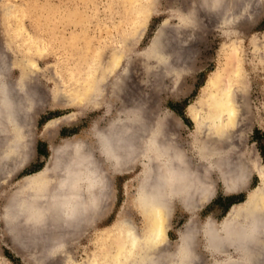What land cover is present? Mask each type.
Segmentation results:
<instances>
[{
	"label": "rangeland",
	"instance_id": "1",
	"mask_svg": "<svg viewBox=\"0 0 264 264\" xmlns=\"http://www.w3.org/2000/svg\"><path fill=\"white\" fill-rule=\"evenodd\" d=\"M21 13L25 28L47 44L44 54L36 56L39 70H44L37 84L44 87L39 92L45 94L47 105L25 123L28 131L21 135L23 140L11 133L9 124L8 130L7 124L3 127L6 133L0 125V264H100L107 252L113 260L122 241L116 226L119 220H128L140 231L149 223L137 199L141 166L115 173L103 211L92 225L86 222L77 229L62 227V216L55 213L43 214L50 218L45 226L26 214L34 203L27 202L29 188L45 185L48 177L56 182L61 176L56 160L65 157L67 162V153L70 148L75 152L77 143L84 147L82 152L99 151L96 131L107 129L124 108V100L126 109L144 106L149 127L162 121L165 133L194 153L192 148L205 134L196 122L198 114L205 112L199 106L214 81L223 85L231 81L239 97L242 121L233 148L242 155L239 164L251 162L249 178L240 191L227 192L218 160L210 157L205 166L214 197L194 215L176 201L165 240L156 241L154 247L156 252L173 250L178 255L180 234L191 220L198 228L209 218L222 225L248 206L249 196L264 213V0H0V71L9 70L13 82L24 64L25 47L21 48L14 29ZM157 53L166 54L164 62L155 59ZM117 56L119 63L114 64ZM90 64L98 66V75L88 76ZM228 70H233L230 80L221 78ZM81 77L85 79L80 81ZM15 138L21 145L18 153L11 151ZM53 148L67 153L60 158ZM47 168L52 171L46 172ZM25 179L33 181L27 184ZM233 209L238 212L233 214ZM259 240L255 247L263 253L264 235ZM198 248L202 264L225 258L210 251L202 230ZM135 254L112 263L133 264L138 260ZM229 256L235 258L236 253L230 251Z\"/></svg>",
	"mask_w": 264,
	"mask_h": 264
},
{
	"label": "bare ground",
	"instance_id": "2",
	"mask_svg": "<svg viewBox=\"0 0 264 264\" xmlns=\"http://www.w3.org/2000/svg\"><path fill=\"white\" fill-rule=\"evenodd\" d=\"M23 16V13L16 16L17 25L14 28L16 39L19 41L17 42L21 44V48L22 45L25 47L24 50L22 49L24 64H21V75L17 82H13L9 78V70L8 72L0 71V125H2V130L1 128L0 130L4 131L5 124H7L6 129L8 130L9 124L12 126L11 133L22 140L21 135L23 136L28 131L25 126L27 122L29 123L33 116L47 105L45 94L39 92V90L43 91L44 87L37 84L38 80L44 76V70H39L40 66L36 57L44 54V48L47 44L42 36L25 28L22 24ZM164 56L159 57L157 53L155 59L158 58L160 62H164L166 54ZM119 58V56L115 58L114 64L118 62ZM170 59L168 58V60ZM5 65H2L3 68L7 67ZM98 66H100V63ZM98 66L90 64L88 76L95 72L98 75ZM232 71H226L221 78L230 80ZM83 77L80 81L85 79ZM213 84L214 87L212 86L211 93L208 97H205L201 106H199L201 111L204 109L205 112L198 114L196 122L201 129L205 130V134L199 138L196 146L192 148L194 153H190L182 146V143L176 137L166 134L165 125L162 121H156L154 127H149L147 120L144 119V106L142 108V105L138 104L134 108L126 109L124 100V108L114 120H111L107 129L96 131L99 151H94L92 154L90 151L86 152L87 150L82 152L84 147L79 143L73 147L75 152H71L73 149L70 148L69 153L65 150L64 153L60 154V149L53 148V153L59 155L60 158V155L65 153H67V155L65 154L66 157L70 156L67 162L64 161L65 163L63 162L65 158L63 156L62 162L58 161L59 159L56 160V166L59 167V172H61L60 178H58L59 174H57L58 179L56 182H54V178L53 181L49 177L46 178L45 185L38 187L39 189L37 187L29 188L30 191L27 189L29 195L27 191H24V194L20 192L23 195H26L25 192H27V197L24 196L27 202H34L32 206L28 205L30 206L28 211H23L25 208L21 210L37 218V222L39 221L40 224L42 222L43 226L50 219L44 218L43 214H46L45 217H47L54 213L60 217L62 216L61 220L64 224L62 227L77 229L81 225H85L86 222L90 226L95 222L97 214L103 211L112 176L115 173H128L137 166H141L142 173L139 175L140 186L137 199L140 209L148 216L149 223L140 231L129 224L128 220H119L116 226L120 231V236H122L119 245L120 250L114 255L113 260L109 259L111 254L107 252L104 262L100 264H113L121 256L129 253L135 254L136 252H138V255L135 254L134 256L138 257L139 261L135 260L140 264H202L203 257L198 250V234L201 230L210 251L213 254H220L225 257L223 261H219L217 264H244V260H246V264H264V262H261L264 252H258L255 247L264 235V213L260 211V204L254 205L255 201L252 202L254 196L247 198L248 206L242 212H239L238 216L235 218L234 215L228 216L222 225H216L209 218L204 227L198 228L194 224V219L191 220L185 227V232L183 231L180 234L178 255L171 252L173 250H167L165 254L156 252L157 249L154 247L156 241L165 240L166 230L170 226L176 201H179L187 211L194 215L195 212L205 208L214 197L210 185L212 183L209 182L205 166L210 157L218 160V166L222 170L221 175L225 181L227 192L236 193L240 191L241 184L247 182L249 178L250 174L247 171L252 166L251 162L247 161L244 166L239 164L238 160L242 158V155L237 154L233 148L237 144L236 131L242 121L239 114L241 105L236 89H233L231 81L224 85L217 81H214ZM93 96L95 101L96 94ZM19 143L18 140L14 144L12 141L13 150L11 151L18 153ZM97 155L103 159L101 160L103 162L99 161ZM7 159L6 156L4 160ZM25 162L27 161L22 162V166ZM50 169H52L51 166ZM50 169L47 168L46 172L52 171ZM37 175L40 177L39 175L42 174ZM25 180L24 182L27 184H31L33 181L30 179ZM259 192L258 190L256 193ZM25 201L24 204H29ZM69 207L73 209L71 218H68L65 214L66 209ZM43 211H46V213ZM231 212L236 214L238 211L233 209ZM35 213H39V216H34ZM32 217H30L31 221H33ZM44 219L46 221L43 222ZM35 223L34 221V224H32L35 226ZM58 246L60 247L59 244ZM140 246L145 247L143 250L135 251ZM230 251L236 253L235 258L229 256ZM89 263L91 264V262Z\"/></svg>",
	"mask_w": 264,
	"mask_h": 264
},
{
	"label": "clouds",
	"instance_id": "3",
	"mask_svg": "<svg viewBox=\"0 0 264 264\" xmlns=\"http://www.w3.org/2000/svg\"><path fill=\"white\" fill-rule=\"evenodd\" d=\"M72 212H73V209L69 207V208L66 209L65 214H66V216H67L68 218H71V214H72Z\"/></svg>",
	"mask_w": 264,
	"mask_h": 264
}]
</instances>
